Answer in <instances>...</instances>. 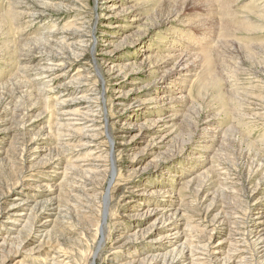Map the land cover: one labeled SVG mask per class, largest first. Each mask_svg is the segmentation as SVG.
<instances>
[{
  "label": "rangeland",
  "instance_id": "374dc122",
  "mask_svg": "<svg viewBox=\"0 0 264 264\" xmlns=\"http://www.w3.org/2000/svg\"><path fill=\"white\" fill-rule=\"evenodd\" d=\"M100 1L0 0V216L17 197L15 185L34 175L30 161L37 168L48 163L50 170L61 168L48 182L55 183L54 193L31 198L36 204L30 205V217L0 249V262L9 251L28 249L24 240L37 235L48 211L59 215L50 216L55 220L40 238L41 245L67 252L68 264H121L125 255L141 251V264H148L145 256L150 254H162L155 264H167L173 257L170 248L155 249L141 237L161 235L150 230L147 207L172 200L186 211L183 223L190 231L184 245L190 256L200 255L197 263L239 264L235 260L243 258L240 264H264V237L258 232L263 226L249 223L254 213L264 214V0H122L121 8L139 13L140 20L133 24L122 12L111 20L102 18ZM225 8L240 16L231 19ZM250 10L261 13L259 20L248 19L257 29L244 24ZM104 22L113 27L103 28ZM117 24L128 26L114 28ZM54 28L79 30L85 42L75 49L65 33H52ZM103 32L115 34L108 46H103L108 40ZM104 47L110 57L100 55ZM58 55L71 61L70 75L79 74L71 80L41 79L46 74L42 69ZM180 55L188 57L181 63L188 64L186 70L176 64ZM114 72H120L121 79H112ZM124 76L127 83L114 86ZM160 86L163 94L182 99L157 109L134 106L125 113L113 104L117 95L130 103L147 102ZM64 92L69 98L80 92L91 100L100 163L89 175L74 163L84 155L78 145L86 139L58 114ZM171 106L184 119L172 123L173 136L170 133L166 143L155 144L154 120L172 112ZM206 128L216 131L213 139L206 137ZM33 155L36 159L31 160ZM70 166L75 170H68ZM135 187L161 190L164 196H144L150 199L140 205L129 194ZM225 236L229 246L213 256L214 243ZM234 244H241L245 253L232 255L238 249Z\"/></svg>",
  "mask_w": 264,
  "mask_h": 264
},
{
  "label": "bare ground",
  "instance_id": "6f19581e",
  "mask_svg": "<svg viewBox=\"0 0 264 264\" xmlns=\"http://www.w3.org/2000/svg\"><path fill=\"white\" fill-rule=\"evenodd\" d=\"M70 1V0H69ZM100 1V0H99ZM133 1V0H132ZM220 1V0H219ZM223 1V0H222ZM258 1V0H256ZM128 2V1H127ZM150 2V1H149ZM239 2V1H238ZM263 2V1H261ZM71 3V2H70ZM78 3V2H77ZM222 3V2H221ZM232 3V2H231ZM254 3V1L252 2V4ZM257 3V2H256ZM256 3L254 4V7L256 5ZM75 4V3H74ZM238 4V3H237ZM264 4V3H263ZM122 5V0H101L98 3V7L101 13H105L103 14L102 18L104 19H110V18H117V16L119 17V13L122 12L123 15H126V20L127 23L129 24H133L134 22L140 20L139 18V13H137L135 10L132 13V11L125 10L123 8H121ZM258 5V4H257ZM212 6V5H211ZM222 6L224 7V5L222 4ZM228 6V5H227ZM250 6H252L250 4ZM264 7V5H262ZM97 7V8H98ZM253 7V6H252ZM261 7V6H260ZM96 8V9H97ZM222 8V7H221ZM231 8V7H230ZM258 8V7H257ZM256 8V9H257ZM77 7L74 9L72 8V11L76 10ZM118 9H121L119 12H117ZM227 9V8H225ZM252 9V8H251ZM264 9V8H263ZM133 10V9H132ZM206 10V9H205ZM209 10V9H208ZM223 10V9H222ZM229 13H227V15L232 16L231 19H234L235 17H237V12L232 11L231 9H227ZM262 10V8H261ZM128 13H127V12ZM211 11V10H209ZM225 11V10H224ZM255 11V10H254ZM257 11V10H256ZM255 11V12H256ZM126 12V13H125ZM205 12V11H204ZM243 12V11H242ZM252 10H250L247 15H246V19H253L257 18V20H259L258 18H261V13L260 14H255L254 12H252ZM258 12V11H257ZM263 12V11H262ZM107 13V16H105ZM147 13V12H146ZM181 13V12H180ZM220 13V12H219ZM128 14V16H127ZM178 14V13H177ZM223 15V14H222ZM249 16H253L252 18L248 17ZM263 15V14H262ZM32 16V15H31ZM240 16V15H239ZM79 17V16H78ZM176 17L179 18V15H176ZM264 16H262L263 18ZM29 18V17H28ZM83 18V17H82ZM145 18V17H144ZM177 18V19H178ZM224 18V17H223ZM81 19V18H80ZM230 18H228L229 20ZM111 20V19H110ZM256 20V24L260 23L259 21ZM262 19H260L261 21ZM80 21V20H79ZM71 22H74L75 25H78V21L75 19H72ZM27 23V22H26ZM241 23V22H240ZM80 24V23H79ZM128 24L126 26L120 24L117 26L115 25L114 28H123V27H127ZM244 24H247L248 27H250L251 29H257L256 27H254L253 23H250V21L248 20V22H245ZM253 24V25H252ZM110 22L108 24V22H104L103 23V28H107L110 29L112 28L110 26ZM253 27H252V26ZM42 26V25H40ZM56 26V25H55ZM240 26V25H239ZM258 26V25H257ZM33 27V26H32ZM236 27V26H235ZM261 27V26H260ZM42 28V27H41ZM45 28V27H44ZM43 28V29H44ZM247 28V27H246ZM52 33H55L57 31H59L60 33H65L64 38L66 40L69 41H73V47L76 46L75 49H78L77 47H80L84 44V39L83 37H85V35L82 33H80L79 30L74 29L73 31H69L66 30H61V29H56ZM263 28H261L260 30H262ZM46 30V29H45ZM259 30V29H258ZM234 31V30H233ZM42 32V31H41ZM88 32V31H87ZM104 33V32H103ZM104 35L107 37V43H104L103 46H108L110 44L111 39L114 38L115 34L113 32H108V34H106V32L104 33ZM46 36V35H45ZM55 36V35H54ZM80 37L82 38V40H80ZM224 37V36H223ZM47 38V37H46ZM49 39V38H48ZM222 41V40H221ZM68 43V42H67ZM80 44V45H79ZM7 45V44H6ZM182 47V46H180ZM223 49V48H222ZM105 47L102 48L100 55L101 56H108L110 57V54L108 52H104ZM179 50V48H178ZM183 50V49H182ZM26 51V50H25ZM181 51V50H180ZM182 52V51H181ZM26 53V52H25ZM24 53V54H25ZM179 53V52H178ZM23 56V55H22ZM173 56V55H172ZM27 57H29V55H27ZM167 57V55H166ZM179 57H182V59L180 60L179 63L176 62V64H179L178 67H180V70H186L188 68V64H185L184 66L181 65L182 61L187 62V58L186 57L184 59L185 56L180 55ZM165 58V57H164ZM170 59V57H167ZM66 57H62V56H56L55 58L52 59V62L47 63V66L42 69V71L44 73H46L41 79H46L47 82H51L52 80L55 79H64L66 77H68L70 80L73 79V77H76V75H78L79 73H75L70 75V72L72 71V69H70L71 67L69 66V62H71L69 60V62L66 61ZM21 61V60H20ZM108 61V60H107ZM106 61V62H107ZM105 62V61H104ZM175 64V65H176ZM27 66V65H26ZM34 66V65H33ZM70 67V68H69ZM175 67L173 66V69ZM172 69V70H173ZM97 70V69H96ZM79 72V71H78ZM169 73V72H168ZM99 74V73H98ZM111 74V73H110ZM167 73H165V77H170V75H166ZM36 75V74H35ZM40 75V74H39ZM38 75V76H39ZM179 75V74H178ZM187 76H189L188 74H186ZM100 77V74L98 75ZM120 76V72H114L113 74H111L112 79H117ZM184 76V75H181ZM35 78V77H34ZM101 78V77H100ZM163 78V77H162ZM40 79V80H41ZM121 79V78H119ZM123 80H118V82H116L114 84V86H118L124 84V82L126 81V76L122 77ZM178 79V78H177ZM76 80V78H75ZM78 80V79H77ZM80 80V78H79ZM185 80V78H184ZM115 81V80H114ZM169 81V80H168ZM173 81V80H172ZM180 81V79H179ZM42 82V81H41ZM83 81H81L82 83ZM60 83V82H59ZM127 83V81L125 82ZM166 83V82H165ZM80 84V82H79ZM159 84V83H158ZM57 85V84H56ZM81 85V84H80ZM84 85V83H83ZM81 85V86H83ZM113 86V85H112ZM80 87V86H79ZM197 87V86H196ZM59 88V87H58ZM115 88V87H113ZM159 90L157 91L158 93H155V95L151 96L150 99L146 101H144L143 103L139 100H133L132 103L128 102V98L127 101H125L126 99L122 98V96H118L114 98V106L119 109L120 112H128V110L132 109L134 106L136 108H138L139 106L145 105L148 109H157L158 105H162V104H169L172 103V101L174 99H182V96H169L166 94H163L161 88L162 86L158 87ZM164 88V87H163ZM200 89L196 90L199 91ZM120 91V90H119ZM183 91V90H182ZM81 92V91H80ZM80 92L74 93V97H68V93H61L60 94V102H59V112L58 114L60 115L61 119L66 122L65 124L67 126H70L72 129H80L81 131H79L82 134V139H86L85 141H83L82 143H80V145H78V148L81 152H83V156L80 158H77L74 160V163H76L75 165H79V168H83L82 170V174L85 175H89L91 172L92 168H97L98 169V165L96 163H100L99 161V155L97 156L96 150H95V143H94V139H93V132L96 130L95 126H94V117L92 116L91 112H90V104L91 100L88 97H84L83 95L80 94ZM117 92V91H114ZM113 92V93H114ZM184 92V91H183ZM121 93V92H120ZM118 94V93H117ZM125 97V96H124ZM126 98V97H125ZM232 100V99H231ZM233 101V100H232ZM231 101V102H232ZM146 102V103H145ZM149 102V103H148ZM174 102V101H173ZM154 104V107H149V105ZM230 104V103H229ZM144 106V107H145ZM159 106V107H160ZM93 109V108H92ZM171 110L172 112L168 113L167 116L162 117V115L158 118L154 120V133L156 134L155 139L156 142L155 144H163V140H165L167 138V136L169 137V134L171 133V131L173 132V130H171L172 128L174 129V127H172V123L178 118L181 117V114H179V112H175L174 108L171 106ZM176 110V109H175ZM94 112V111H93ZM118 113V112H117ZM120 114V113H119ZM165 115V114H163ZM122 116V114L120 115ZM124 116V115H123ZM184 115H182V119H184L183 117ZM125 117V116H124ZM96 119V118H95ZM97 120V119H96ZM207 122V120H206ZM176 123V122H175ZM96 124V123H95ZM129 128V127H128ZM127 128V129H128ZM205 129V128H203ZM207 130V136L206 137H211L213 139V135H211L212 133H216V131H213L212 128H206ZM215 129V128H214ZM260 129V128H259ZM68 131V130H67ZM73 131V130H72ZM202 131V130H201ZM75 132V131H74ZM202 133V132H201ZM205 133V132H203ZM72 135V134H71ZM172 135V133H171ZM173 136V135H172ZM203 136V135H202ZM71 137V136H70ZM201 137V136H200ZM205 137V138H206ZM72 138V137H71ZM172 138V137H171ZM171 138H169L168 140H170ZM204 138V137H203ZM79 140V139H78ZM81 141V139L79 140V142ZM203 141V140H202ZM206 141V140H205ZM208 141V140H207ZM78 142V144H79ZM166 143V142H165ZM206 143V142H205ZM109 144L111 149L114 146V141L110 138L109 139ZM127 144V143H126ZM205 145V144H204ZM203 145V146H204ZM67 147V145H66ZM1 149V148H0ZM3 149V148H2ZM40 149V147H39ZM76 149V148H75ZM41 150V149H40ZM78 150V149H76ZM66 154V153H65ZM69 155V154H68ZM82 155V154H81ZM0 156H1V151H0ZM59 157V155H58ZM60 158V157H59ZM75 158V157H73ZM36 159V156L33 155V158H31V160ZM98 159V162H96ZM215 159V158H214ZM57 158H52L51 162H56ZM30 166L29 169L31 171V173H33L34 175L30 176L29 179L25 180L20 186H16L14 187L15 191L19 190L18 192L14 193L15 196L17 197H13L9 203H7L8 205L6 206V210H4V214L3 212L2 215L0 216V249H4L6 247V245L8 244L7 242L9 240H13L15 238V235L18 234L19 232V228L23 227L25 225V223L28 221L29 219V215H30V205L34 204L35 201L31 198L34 197V195H39V192H43V193H54L55 191V183L53 184H48L49 181L52 180L53 177H55V174H59V170L61 169L60 166H56L53 167L52 170H50V166L52 164L46 165L43 168H37L36 163L33 161H30ZM39 164V162H38ZM73 164V163H72ZM102 164V163H101ZM100 164V165H101ZM69 166V165H66ZM65 166V169L67 168ZM27 167V166H26ZM41 167V166H40ZM77 167V166H76ZM64 168V167H63ZM72 167H68V170H70ZM78 168V167H77ZM76 168V169H77ZM73 169V168H72ZM75 170V168L73 169ZM93 171V170H92ZM114 172V171H113ZM111 174V180L114 176V174ZM36 173V174H35ZM66 173V172H64ZM72 174V173H71ZM66 176V175H64ZM32 177V178H31ZM56 178V177H55ZM110 180V181H111ZM226 180V179H225ZM47 181V182H46ZM227 183V182H226ZM12 189V188H11ZM143 189L137 188L135 187L133 190H131L129 192V194H133L134 196H136V198H138V202H140L139 204H143L141 201L144 199L145 201L148 202V200L150 199V197H152V195L157 196V194H159L157 197H161L163 198L164 195H162L161 190H150V191H142ZM87 191H90V188L87 189ZM167 192V191H166ZM9 193V192H8ZM161 193V194H160ZM208 194V193H207ZM147 195H149V198H145L144 196L147 197ZM83 196L85 198L89 199V195L88 194H83ZM55 198V197H54ZM53 200V197H50V200ZM177 199V198H176ZM160 205L157 207H147V213H146V220H152V223L150 225V230L153 232H161V235L158 238H153L150 239V236H146L145 234L141 237V241L144 240H148L147 242L149 244L152 245L153 248L155 249H160L162 247H168L170 248L168 251H172L173 252V257L169 260V262L167 264H199L197 263V261H199L200 259V255L198 257V255L196 257H192L190 256V253L188 254V249L185 247V241H187L186 238V231L189 230L190 226L189 225H184L183 222H185L184 220V214L186 211H184L181 207V205L176 206L174 203V201L170 200V201H165V200H161L160 201ZM51 203V202H50ZM176 203V202H175ZM36 204V203H35ZM179 204V203H178ZM196 204V203H195ZM53 205V204H52ZM55 205V204H54ZM57 207V206H55ZM33 208V207H32ZM44 209V208H43ZM42 209V212H44L45 209H49V208H45L44 210ZM58 209V208H56ZM47 211V210H46ZM52 211H54L52 209ZM140 212V211H139ZM263 212V211H262ZM47 216L45 217L44 220L39 221V224L37 226V230L35 231V233H37V235L35 237H28L24 240V247H28V249L26 251H21L19 252V250L15 251V252H10L4 257V259L0 262V264H68L71 263L68 259H70V257L68 256V253L65 251H61L58 249H48L46 246H42L41 245V240L40 238H44V235L47 233V229L49 227H51V223L54 222L55 218L51 219V217L55 216L58 212H56V214L54 212H51L48 214L47 212H44ZM258 213V212H257ZM41 214V213H40ZM43 214V213H42ZM44 214V215H45ZM255 214V213H254ZM252 215V217L249 218V223L252 224V226H257V227H262L261 229L258 230V232H262L259 236H263L264 237V214H255ZM59 215V214H58ZM58 215H56L58 217ZM41 216V215H39ZM51 216V217H50ZM197 216V215H196ZM224 216V215H223ZM132 220V219H131ZM188 220V219H187ZM247 220V219H246ZM191 221V220H190ZM194 221V220H193ZM135 225V224H134ZM53 226V225H52ZM221 226V225H220ZM257 229V228H256ZM39 230V231H38ZM73 231V230H72ZM190 231V230H189ZM249 232V231H248ZM33 233V232H32ZM39 233V234H38ZM15 234V235H14ZM151 234V233H150ZM38 237V238H36ZM231 237V236H230ZM188 240H192L190 238H188ZM229 238L227 236L222 237V239L220 238L219 241L214 243V249L212 250L214 255H222L221 253H223L222 251L224 248V245L227 244L226 247L229 246ZM238 241L235 239V242ZM134 242V241H133ZM232 242V241H231ZM131 243V242H130ZM187 244V243H186ZM188 245V244H187ZM235 245V244H234ZM233 245V246H234ZM203 245L201 246V248H204ZM209 246V245H208ZM232 246V244H231ZM238 249L234 250L233 252H231L232 255H235L236 253L243 255L245 252L243 251V246L241 244H237L235 245ZM245 246V245H244ZM212 247V246H211ZM141 249H144V247H141ZM196 249V248H195ZM207 249H210L207 248ZM243 249V250H241ZM97 250V249H96ZM201 250V249H200ZM96 252V251H95ZM194 252V251H193ZM226 253L224 255H226L228 253V251H225ZM92 253V252H91ZM132 253V252H131ZM150 253H154V252H150ZM167 253V252H166ZM198 253V252H197ZM196 253V254H197ZM201 253V252H200ZM192 254V252H191ZM202 254V253H201ZM12 255V257H10ZM14 255V256H13ZM144 254L141 252L138 253H134L130 256L127 257V255H125L126 257L124 258L123 262L121 264H141V260H143V258L141 256H143ZM162 254H150L149 256L146 255L145 258H150L149 260H147L148 264H155L157 262L160 261ZM27 256V261L28 263H26L25 261H23V257ZM212 256V255H211ZM212 256V257H213ZM29 257V258H28ZM168 257V256H167ZM209 257V256H208ZM220 257V256H219ZM21 258V259H20ZM232 258V257H231ZM214 259V258H213ZM220 259V258H217ZM146 260V259H145ZM240 261L243 260L239 259ZM239 260H235V262L237 261L239 264ZM246 260V259H245ZM143 262V261H142ZM227 262V261H226ZM229 262V261H228ZM231 262V261H230ZM115 263V262H114ZM232 263V262H231ZM226 264V263H225ZM230 264V263H227ZM235 264V263H234ZM237 264V263H236Z\"/></svg>",
  "mask_w": 264,
  "mask_h": 264
}]
</instances>
